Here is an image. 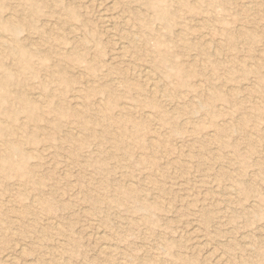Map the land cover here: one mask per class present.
<instances>
[{"label":"rangeland","instance_id":"rangeland-1","mask_svg":"<svg viewBox=\"0 0 264 264\" xmlns=\"http://www.w3.org/2000/svg\"><path fill=\"white\" fill-rule=\"evenodd\" d=\"M0 5V264H264V0Z\"/></svg>","mask_w":264,"mask_h":264},{"label":"bare ground","instance_id":"bare-ground-1","mask_svg":"<svg viewBox=\"0 0 264 264\" xmlns=\"http://www.w3.org/2000/svg\"><path fill=\"white\" fill-rule=\"evenodd\" d=\"M0 7H1V5H0ZM1 8H2V7H1ZM2 11H3V10H2ZM115 14H116V13H115ZM12 16H13V15H12ZM114 16H115V15H114ZM109 17H110V16H109ZM7 18H8V17H7ZM126 18H127V17H126ZM4 22H5V21H4ZM3 24H4V23H3ZM4 25H5V24H4ZM4 25H3V27H4ZM5 26H6V25H5ZM7 26H8V25H7ZM10 26H11V25H10ZM8 27H9V26H8ZM11 28H12V27H11ZM4 29H5V28H4ZM9 29H10V28H9ZM9 29H8V31H9ZM13 29H15V28H12V30H13ZM71 29H72V28H71ZM15 30H16V29H15ZM13 32H14V31H13ZM110 34H111V33H110ZM110 34H109V35H110ZM206 42H207V41H206ZM17 50H18V48H17ZM18 51H19V50H18ZM18 51H17V52H18ZM21 51H23V49H22ZM21 51H19V52H21ZM17 52H16V53H17ZM18 54H19V53H18ZM21 54H22V52H21ZM23 54H24V53H23ZM15 55H16V54H15ZM27 55H28V54H27ZM25 56H26V55H25ZM22 57H23V56H22ZM20 58H21V57H20ZM27 58H28V57H27ZM30 58H31V57H30ZM25 61H26V60H24V62H25ZM27 62H28V61H27ZM28 64H29V63H28ZM142 73H143V72H142ZM143 74H144V73H143ZM147 75H148V74H147ZM147 75H146V76H147ZM153 75H154V74H153ZM146 76H145V77H146ZM147 77H148V76H147ZM147 77H146V78H147ZM226 89H227V88H226ZM68 129H69V128H68ZM78 137H79V136H78ZM58 226H59V225H58ZM7 255H8V254H7Z\"/></svg>","mask_w":264,"mask_h":264}]
</instances>
